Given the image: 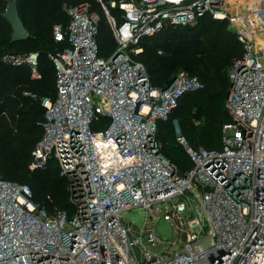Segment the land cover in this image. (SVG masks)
<instances>
[{
	"label": "built area",
	"instance_id": "2783aa9c",
	"mask_svg": "<svg viewBox=\"0 0 264 264\" xmlns=\"http://www.w3.org/2000/svg\"><path fill=\"white\" fill-rule=\"evenodd\" d=\"M99 1L121 53L100 56V18L88 3L65 7L68 22L53 33L69 46L49 52L57 96L42 101L44 133L30 164L42 171L56 161L70 206L51 195L36 201L29 183L0 176V264H264V0ZM205 15L231 20L244 55L229 69L222 149L192 147L175 121L192 161L183 170L164 154L158 123L205 84L182 70L155 87L136 55L145 37ZM38 58L6 59L39 76ZM101 116L108 122L93 130ZM135 208L145 212L142 225L125 217ZM161 217L172 238L157 233Z\"/></svg>",
	"mask_w": 264,
	"mask_h": 264
},
{
	"label": "trees",
	"instance_id": "16d2710c",
	"mask_svg": "<svg viewBox=\"0 0 264 264\" xmlns=\"http://www.w3.org/2000/svg\"><path fill=\"white\" fill-rule=\"evenodd\" d=\"M18 1L29 37L12 42V26L3 16L8 3L0 0V176L29 183L36 201L47 200L51 195L53 204L68 209L67 181L60 176L56 161L51 160L42 171L30 167L33 149L44 133L42 123L46 109L42 101L57 96L56 69L49 52L69 46L67 39H55L53 29L57 23L68 22L67 5L88 3L100 18V56H111L117 49V42L99 0ZM112 11L119 12L115 8ZM141 46L143 51L136 58L146 64L153 86H169L180 67L191 74L198 71L205 84L201 90L187 92L171 117L158 123V139L163 144L164 154L181 169H190L192 161L177 140L175 121H179L182 134L192 147L223 148L224 124L232 119L226 108L231 85L229 69L235 60L243 57V46L229 18L219 20L208 15L200 17L193 25L169 26L155 36H147ZM31 52H39V76H33L31 64L6 59L8 55L26 56ZM197 53L201 54V66L196 68L193 57ZM108 120L101 116V121L95 122L92 129L99 130ZM35 188L43 196L40 200ZM53 204H49L50 208Z\"/></svg>",
	"mask_w": 264,
	"mask_h": 264
},
{
	"label": "water",
	"instance_id": "95a60500",
	"mask_svg": "<svg viewBox=\"0 0 264 264\" xmlns=\"http://www.w3.org/2000/svg\"><path fill=\"white\" fill-rule=\"evenodd\" d=\"M7 3L8 5H7L6 10L3 12V16L9 21V23L12 26V29H13L12 36H11L12 42H17V41L27 39L29 37V29L21 17L20 10H19V1L18 0H7ZM120 53H121L120 49L116 50L113 53V57H117ZM217 245L219 249L218 256L221 258L223 255L227 253V249L221 239L217 241ZM136 253H137V256L139 257L140 251L136 250Z\"/></svg>",
	"mask_w": 264,
	"mask_h": 264
},
{
	"label": "rangeland",
	"instance_id": "374dc122",
	"mask_svg": "<svg viewBox=\"0 0 264 264\" xmlns=\"http://www.w3.org/2000/svg\"><path fill=\"white\" fill-rule=\"evenodd\" d=\"M199 49H201V48L199 47ZM164 50H165V52H170L169 49H164ZM200 56H201V54L197 53L193 57L194 58V63H195L194 66L195 67L196 66L197 67L201 66V57ZM182 70H185V69L180 67L178 69V72H180ZM192 73L196 74V75L199 74L198 71H193ZM35 189H36V192H37V199L40 200L43 196H40L38 188H35ZM144 215H145V212H144V210L142 208H135V209L129 210L128 212L125 213V217L127 219H129L130 221L136 223L137 225H142V223L144 221ZM157 233L160 236H162V237L172 238L173 237V225H172V223L170 221L164 219L163 217L159 218L158 221H157Z\"/></svg>",
	"mask_w": 264,
	"mask_h": 264
}]
</instances>
